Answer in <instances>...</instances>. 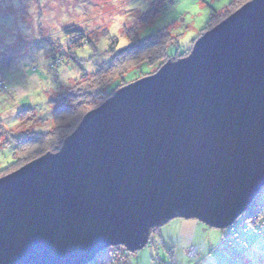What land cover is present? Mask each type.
Returning a JSON list of instances; mask_svg holds the SVG:
<instances>
[{
	"label": "water",
	"instance_id": "water-1",
	"mask_svg": "<svg viewBox=\"0 0 264 264\" xmlns=\"http://www.w3.org/2000/svg\"><path fill=\"white\" fill-rule=\"evenodd\" d=\"M263 188L264 0H249L0 178V264L133 254L175 219L223 231Z\"/></svg>",
	"mask_w": 264,
	"mask_h": 264
},
{
	"label": "rangeland",
	"instance_id": "rangeland-1",
	"mask_svg": "<svg viewBox=\"0 0 264 264\" xmlns=\"http://www.w3.org/2000/svg\"><path fill=\"white\" fill-rule=\"evenodd\" d=\"M232 1L0 0V178L24 166L14 163L7 167L14 158L10 147L21 143L12 135L28 136L31 130L47 134L56 127L70 131V122L79 117L81 121L102 104L89 100V105L76 108L72 116L54 119L61 97L65 96L63 105L68 106L83 101L66 95H70L84 73L91 76L103 64H119L114 57L126 50L132 37L144 39L159 32L169 33L171 38L177 36V44L168 45L165 59L153 63L155 56L151 51L125 74H113L105 80L106 98H110L120 88L153 75L167 61L187 56L205 32L245 4L239 0L228 6ZM153 6L158 13L151 10ZM148 12L154 13L152 18ZM73 29L83 33L90 43L64 34ZM111 40L117 41L115 46ZM73 58L75 64L70 63ZM21 122L28 132H18ZM4 167L8 170L3 173ZM261 202L264 188L255 204ZM257 229H237L235 223L219 231L196 220L175 219L151 231L150 244L131 254L126 264H236L233 255H239L244 264H264V220ZM235 231L237 241L233 245L228 241ZM111 248L117 252L121 247ZM118 256L115 253L114 257Z\"/></svg>",
	"mask_w": 264,
	"mask_h": 264
},
{
	"label": "trees",
	"instance_id": "trees-1",
	"mask_svg": "<svg viewBox=\"0 0 264 264\" xmlns=\"http://www.w3.org/2000/svg\"><path fill=\"white\" fill-rule=\"evenodd\" d=\"M238 1L239 0H234L228 6L236 4ZM242 1L244 4L249 0H242ZM151 10L155 13H158L156 7L154 6H153V9ZM213 14L215 16L217 13L215 12ZM146 15H147V18H149V15L148 14ZM152 15L150 13V18H152ZM211 18L212 16L210 17L209 22ZM72 33H75V34H72ZM64 34L68 36L72 35L75 38H78L79 40H86V38L84 39L83 37V33H81L79 30H76V29H73L71 31H64ZM132 38H130V44L128 45L126 50L122 51L121 53L119 52L116 55V57H114L116 61L119 60L118 61L119 64L116 65L117 62L115 64H113V62L108 65L103 64L102 66L98 67L97 71H95L91 76H87L85 73L84 75H82L81 79H79V81L75 84V87L70 93V95H66L67 96L66 98H71V99H74L75 101L80 98V100H83V101H80L74 104L73 106L71 105L68 106V105H63L65 96L61 97L59 99L60 104L55 109L54 119L58 121V120H62L66 116H72L76 108H80L84 105H89V100H91L92 102L96 101V103H99V102L103 103V101H106L108 99L106 98V95H107L106 90L108 89H105L107 84L106 85L103 84L105 80L108 81L109 78H111L113 74L114 75L125 74L127 72L126 70H128L132 65L139 63L145 57H148V54H151V51H154L153 55L155 56L154 57L155 60L153 59V63L155 61H160L162 59H165L168 56L167 54L168 45L177 44V36L176 37L174 36L171 38L169 37V33H165V32L163 33L159 32V33H156L155 35H152L144 39H138L137 36L132 37ZM116 42H117L116 40H113V42L111 40L110 44H112V46H115ZM89 43H90V40L87 39L86 44H89ZM70 60H71L70 61L71 64H75L76 61L74 58ZM114 67H116L117 69L113 70ZM92 87H96V88L91 90ZM1 89L2 88L0 85V90ZM79 121H80V117L75 119L73 122H70L71 123L70 131L65 129V127H56L55 130L47 134L43 132H35L34 130L29 131L28 128L25 130L24 129L25 125L21 122V125H20L21 127L19 128L21 129V131H18V130L17 131L18 132H28L29 131L30 134L28 136H21L20 134L12 135V137L15 138L16 141L21 140V143L20 145H16L15 148L10 147L9 150L11 152L12 157L14 156V158H13V162L8 164L7 167L9 168V166L13 165L14 163L16 165H20V164L25 165L26 163L28 164V162L30 163V160L32 162L36 160L35 159L36 157L39 158L47 152L49 153L57 152L59 148L61 147L63 141L70 135L71 131L77 127V125L79 124ZM1 124L2 123H0V128L2 127ZM23 161H27V162L23 164ZM7 167L3 168L4 170L3 173L8 170ZM3 173L2 175H5L9 172L5 174ZM263 220H264V202H261L259 204L253 203L252 206L248 209V211L244 213L236 221V228L237 229L242 228L243 230L252 229L257 232L258 231L257 228L262 226ZM236 236H237V232L235 231V233L231 235L232 240L228 242L235 245L237 241ZM114 250H115V253H118L119 255L117 258L114 257L115 253H112ZM117 250L118 251L116 252V249L108 248L105 251H102L98 255H96V257L87 264H126L127 262L126 259H128V257H130L131 254L122 250V248H119V249L117 248ZM227 250L230 251L228 247H227ZM233 257H234L233 260L236 261L235 262L236 264H244L242 258L239 255H233ZM262 261H264V259H262ZM249 264H260V263H257V262L253 263V261H251Z\"/></svg>",
	"mask_w": 264,
	"mask_h": 264
}]
</instances>
